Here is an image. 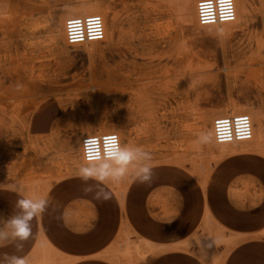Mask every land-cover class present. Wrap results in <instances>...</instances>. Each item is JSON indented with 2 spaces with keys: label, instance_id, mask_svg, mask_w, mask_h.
<instances>
[{
  "label": "rangeland",
  "instance_id": "374dc122",
  "mask_svg": "<svg viewBox=\"0 0 264 264\" xmlns=\"http://www.w3.org/2000/svg\"><path fill=\"white\" fill-rule=\"evenodd\" d=\"M80 4L106 14L114 39L76 47L54 41L60 16ZM251 5L258 12L250 11L246 27L229 33L221 26L188 27L189 0H0V246L20 240L48 246L44 220L56 224L62 213L66 230L110 240V264H264V148L252 152L236 148L246 146L239 143L213 153L197 138L207 136L208 127L196 120L231 99L235 108L264 114V5ZM33 20L39 24L27 29ZM143 90H162L167 109L150 112L158 121L150 122L154 135L138 141L146 120L136 112L130 119L127 109ZM174 107L178 117L170 113ZM96 117L112 119L140 146L132 163L107 167L103 180L82 178V162L74 164L67 150ZM127 143L123 138L122 147ZM251 158L259 161L258 178L247 175ZM144 167L152 170L150 181L140 179ZM69 181L82 186L58 191L83 201L53 197L57 190L50 186ZM219 192L222 204L209 203ZM26 199L46 203L26 218L20 204ZM13 218L36 225L37 235L16 237ZM156 231L171 244L160 254L152 243ZM43 250L25 264H53L40 259Z\"/></svg>",
  "mask_w": 264,
  "mask_h": 264
},
{
  "label": "bare ground",
  "instance_id": "6f19581e",
  "mask_svg": "<svg viewBox=\"0 0 264 264\" xmlns=\"http://www.w3.org/2000/svg\"><path fill=\"white\" fill-rule=\"evenodd\" d=\"M162 1V0H161ZM190 1V8H189V12L185 13V24L188 27H192V29H200V30H204L207 28H217L218 26H210V27H200L197 23V16H196V0H189ZM234 1V7H235V19L232 23L229 24H224L221 25L222 31H226L229 33H232L233 31H240L242 30L243 27H246L247 25V20L249 19L250 16V11L254 12H258V10L256 9H252V5H251V0H233ZM260 1V7L262 8L264 5V0H259ZM158 3V2H157ZM160 3V2H159ZM158 3V4H159ZM147 6V5H146ZM145 6V7H146ZM157 6V4H156ZM94 4L91 5H83L80 4L79 6H75L71 9V12L65 15H61L59 18V22H58V26L57 29H52L55 30V33H57L56 38L54 39V41L56 43H65V33H64V22L68 17L71 16H85V15H92L95 13H98L97 15L101 18V20L103 21V26H104V37H103V41L108 39H111L116 36V33H112L111 35L108 34L107 31V27H106V14L102 11H96L94 8ZM154 7V6H153ZM163 7V6H162ZM161 7V8H162ZM255 7V6H254ZM159 8V6H158ZM185 8V7H184ZM156 9V8H155ZM154 9V10H155ZM161 10V9H160ZM159 11V10H158ZM182 13V12H181ZM115 17V15H114ZM113 17V18H114ZM184 20V19H183ZM47 22V21H46ZM110 22V21H109ZM116 19H112V25L115 27L117 25L116 23ZM39 24L38 20H33L32 22H30V24H26L27 25V29H34L37 25ZM41 24V23H40ZM43 24V23H42ZM47 24V23H46ZM184 24V25H185ZM154 26V25H153ZM158 26V25H157ZM40 28V26H39ZM46 28V27H45ZM153 28V27H152ZM166 28V27H165ZM164 28V29H165ZM169 28V27H168ZM114 29V28H113ZM163 34V33H162ZM228 34V33H227ZM161 35V34H159ZM165 35V34H164ZM263 36H264V32H263ZM160 37V36H159ZM112 40V39H111ZM110 42V41H109ZM95 43H91L88 45H83V46H94ZM76 47V46H75ZM61 48V47H60ZM227 82V81H226ZM155 89V88H154ZM186 90V89H185ZM185 90H183L182 92H185ZM164 91V89H163ZM162 90H158L157 93L155 92H151L148 90H143L140 95L139 93L138 96V100L136 101V104L134 103V105L132 104L130 107V110L127 109L128 113L130 114V119H134L133 117L134 112H136V115L145 121V123L143 125H141V127L139 128V132L137 131V140H142L141 137L144 136L145 139L146 138H150L151 135H154V129L153 126L150 125V122H153V119H149V117L151 118L150 115H152L151 113H157L154 112L156 108H160L162 107L163 109H167L166 106L163 104V100H161V94L163 92ZM167 92V93H166ZM166 95L169 93L168 91H166ZM134 95V94H133ZM157 95V97H156ZM165 95V94H164ZM132 98V97H131ZM151 98V99H150ZM231 98V97H230ZM157 100V101H156ZM162 101V102H161ZM168 102V101H167ZM128 104V103H127ZM157 104V105H156ZM187 104V103H186ZM190 105V104H189ZM160 106V107H159ZM186 106V105H185ZM184 107V105L182 106ZM97 108V107H96ZM128 108V107H127ZM187 108V107H186ZM192 108V107H191ZM161 109V108H160ZM189 109V108H188ZM157 110V109H156ZM162 110V109H161ZM170 110V109H168ZM181 110L184 111V109L182 108ZM190 110V109H189ZM198 110V109H197ZM126 111V112H127ZM159 111V110H158ZM163 111V110H162ZM161 111V112H162ZM167 111V110H166ZM151 112V113H150ZM169 112V111H168ZM188 112V111H187ZM194 112V111H193ZM201 112V111H200ZM258 112V111H257ZM252 113L250 108L248 107H243V108H235L233 106V102L232 99L228 101L227 105L222 108L220 111L214 113L212 116H210L209 118L203 114H200L198 116H196V120H199L201 122H203V124L205 126L208 127V133L207 136H202L197 134V138L199 139V141H201L203 143V146H207L210 148L211 152H221V148L222 151H226V150H231L233 147L230 144H225V145H218L215 143L214 138H213V132H212V122L213 119L217 116H226V115H238V114H246L250 120H251V124L253 126V130H252V138L249 141L246 142H240L241 144H245L246 146H238L236 148L242 149V148H246L250 151H256L260 148H264V114L262 112L259 113ZM146 113V115H145ZM164 113V112H163ZM173 114L174 117H178L179 113H180V108H172L171 112ZM183 113V112H182ZM171 114V116H172ZM187 114V113H186ZM195 114V112L193 113V115ZM121 116V115H120ZM156 116V115H155ZM162 116V115H161ZM208 116V115H207ZM101 117V116H100ZM99 117V118H100ZM103 117V116H102ZM97 118V117H96ZM97 118L95 121H93L91 124H89L87 126V128H85L84 132L78 135V140H77V145L76 146H71L68 145L67 146V150L69 153V158L70 160L76 164V162H82L83 168L84 167H92V168H96V169H100L103 168L104 165H107V167H113L115 166V164H118V166H123L124 164H130L133 162V154L136 150H138V147L140 146H136L135 144V140L131 139V134L128 130H123L122 128H118L115 127L113 125V120L110 118H106L104 119H99ZM129 118V117H128ZM156 118V117H155ZM158 118V117H157ZM180 118V117H179ZM127 119V118H125ZM129 119V120H130ZM165 119V118H164ZM119 120V119H118ZM128 120V119H127ZM124 121V120H123ZM139 121V120H138ZM156 121V120H155ZM153 122V123H157ZM138 123V122H137ZM140 123V122H139ZM142 123V122H141ZM140 123V124H141ZM120 124V123H119ZM162 124V123H161ZM23 127L25 128L26 125L25 123L22 124ZM158 131L157 128L158 127ZM156 125V132L158 133V137H160V133H159V129H160V124L158 123ZM155 126V124H154ZM191 126V125H190ZM134 128V127H133ZM136 128L138 129V127L136 126ZM176 128V127H175ZM174 128V129H175ZM191 128V127H190ZM184 130V129H183ZM174 131V130H172ZM177 131V129H175V132ZM110 132H114L115 134H117L120 142H121V150L123 151H128L132 153V156L129 160L127 161H119L117 160H113V161H107V162H98V163H89L86 164L83 162L82 158H81V149H80V142H81V138L84 135H88V134H100V133H110ZM134 132V130H133ZM175 132L173 134H175ZM156 133V134H157ZM178 133V132H177ZM176 133V134H177ZM75 134V133H74ZM142 135V136H141ZM178 137H181L178 135ZM178 137H176L175 139L178 141ZM126 138L128 143L127 146L125 148L122 147V139ZM133 138V137H132ZM154 138V137H153ZM181 139V138H180ZM197 140V139H196ZM147 141V140H146ZM155 141V140H154ZM195 141V140H194ZM180 142V141H179ZM188 142V141H186ZM138 143V142H137ZM191 143V142H190ZM188 144V143H187ZM239 144V143H238ZM138 145V144H137ZM237 145V144H233ZM65 146V145H64ZM180 146V145H179ZM197 147V146H196ZM176 148V147H175ZM180 148V147H179ZM182 148V147H181ZM146 149V148H145ZM183 149V148H182ZM181 149V150H182ZM199 149V148H198ZM174 150V149H173ZM180 152V151H179ZM226 154V153H224ZM1 159V158H0ZM15 162V161H14ZM12 162V164L14 165L15 163ZM8 164V163H7ZM26 164V163H25ZM77 165V164H76ZM3 165H1L0 163V171H3ZM6 166V165H5ZM12 166V165H11ZM16 167V166H15ZM7 168V167H6ZM11 169V168H10ZM117 169V168H116ZM12 170V169H11ZM10 170V171H11ZM8 172V171H7ZM6 172V173H7ZM19 172V171H18ZM10 178V177H9ZM8 178V179H9ZM20 178V177H19Z\"/></svg>",
  "mask_w": 264,
  "mask_h": 264
},
{
  "label": "built area",
  "instance_id": "2783aa9c",
  "mask_svg": "<svg viewBox=\"0 0 264 264\" xmlns=\"http://www.w3.org/2000/svg\"><path fill=\"white\" fill-rule=\"evenodd\" d=\"M197 23L200 27L221 26L235 19L233 0H196ZM65 43L68 47L101 43L104 37L103 21L98 15L71 16L64 22ZM253 126L246 114L217 116L212 122L213 138L216 144H238L252 138ZM115 146L121 150L117 134H88L81 138V158L84 163H98L117 160L109 155Z\"/></svg>",
  "mask_w": 264,
  "mask_h": 264
},
{
  "label": "crops",
  "instance_id": "0c3cea01",
  "mask_svg": "<svg viewBox=\"0 0 264 264\" xmlns=\"http://www.w3.org/2000/svg\"><path fill=\"white\" fill-rule=\"evenodd\" d=\"M250 151V150H248ZM255 152V151H252ZM242 161L241 159H235V161ZM250 173L247 174L252 177L258 178L260 173L259 161L257 158H251L250 160ZM190 164H188V169ZM222 167L218 165L216 171ZM2 171H0V174ZM215 173V172H214ZM244 174L236 175L235 177H241ZM210 179H214V175L210 176ZM3 183V181H0ZM72 186L81 187L82 182L80 181H69V182H61L59 184H55L50 186L52 189H56L57 191L53 193L54 198H65L66 202H78L83 201L82 195H74L69 194L68 196H64L60 191V188H70ZM211 193H209V198H211ZM218 201H213L209 203H218L222 204V192L218 194ZM67 204V203H66ZM92 204V203H91ZM239 207L242 205L238 203ZM95 209L96 219L98 218V210L95 205L92 204ZM173 209L176 211L178 209V205H174ZM56 224H48V219L44 220L43 227V235L47 238L49 245H40V244H24L22 240L18 244H7L0 246V264H14V260L16 258H20L25 262H28L34 259V255L38 252H41L42 249L45 255L42 258L45 261L52 262L53 264H110L108 254L112 252L114 248L109 242L106 240H96V238L102 237L101 234L95 232H73L66 230L62 225L63 214H59L56 216ZM31 230L30 235H37L36 225H27ZM139 236L141 238H146L147 233L143 232L141 229L139 230ZM254 231H249L247 234H252ZM155 240L152 242L157 249V254L164 252L166 249L163 247L170 246L171 244L168 242H163L162 238L159 239V234L155 232ZM162 237V236H161ZM98 242L95 244L94 242ZM48 253V254H47ZM251 263L254 262V258H250ZM248 262V260H246ZM157 264V263H156ZM158 264H163V262H159Z\"/></svg>",
  "mask_w": 264,
  "mask_h": 264
},
{
  "label": "clouds",
  "instance_id": "9594fccd",
  "mask_svg": "<svg viewBox=\"0 0 264 264\" xmlns=\"http://www.w3.org/2000/svg\"><path fill=\"white\" fill-rule=\"evenodd\" d=\"M109 155L115 156L119 161H127L131 158L132 153L128 151H123L117 149L115 146H113L109 152ZM107 165H104L103 168L96 169L92 167H84L80 170V175L84 179L95 177L97 179L103 180L106 176L109 175L108 171H106ZM123 169L118 170V174H122ZM142 175L140 176V179L142 182L150 181L152 176V170L149 167H144L142 170ZM105 198L107 199L108 196L106 195ZM44 200H21L20 204L21 206L26 210V218H29L36 214L38 211H42L45 206ZM11 223L14 226V235L18 237L19 239H26L30 235V229L28 228L25 220H21L19 218H13ZM14 264H25V261L16 258L14 260Z\"/></svg>",
  "mask_w": 264,
  "mask_h": 264
}]
</instances>
